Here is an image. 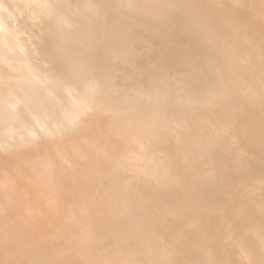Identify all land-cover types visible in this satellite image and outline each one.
<instances>
[{
	"label": "bare ground",
	"instance_id": "1",
	"mask_svg": "<svg viewBox=\"0 0 264 264\" xmlns=\"http://www.w3.org/2000/svg\"><path fill=\"white\" fill-rule=\"evenodd\" d=\"M170 1L0 0V264H264V0Z\"/></svg>",
	"mask_w": 264,
	"mask_h": 264
},
{
	"label": "rangeland",
	"instance_id": "2",
	"mask_svg": "<svg viewBox=\"0 0 264 264\" xmlns=\"http://www.w3.org/2000/svg\"><path fill=\"white\" fill-rule=\"evenodd\" d=\"M171 3L173 0L170 1ZM13 12L9 14L8 16L5 17L6 21H10L14 24H17L19 26H22V32L21 36L30 38L31 37V42L36 41L38 39V31L34 27L35 25L30 24L26 21V17L24 13L21 11L19 6L13 5ZM164 11L168 13L169 18H174V14L172 13L174 11V8L168 6L163 7ZM90 26L91 22H86L81 24L78 27L79 31V36L84 40L82 41V45L79 46L76 39L68 38L67 36V45L66 49L69 52H74L76 51L75 49L79 48L83 54L87 53L86 48L89 45V42L91 39L88 40V34L90 31ZM69 28L64 29V33L66 35L69 34ZM141 36L144 38V47L146 50H150L153 47L161 46L164 45L167 42V35L166 33L160 28V25L157 23L156 24H151L149 25L143 32L141 33ZM34 55V54H33ZM118 63H122L123 59H117ZM81 78H85L86 75L84 73H79L77 74ZM87 78V77H86ZM16 84L20 86L21 88V97L22 100L24 101V107L26 109H29L32 103L38 104L41 108L45 109L46 108V103H49L55 113L57 114V118H59L61 115H63L64 112V107L66 105L64 104H56L52 93L43 88L41 83L36 82V81H31L29 79H26L25 77L19 76L16 79ZM10 108V107H9ZM62 109V110H61ZM111 132L113 133L114 137H116L119 141L121 142H128L129 138L132 136L134 133V129L130 123H127L123 120H117L113 122ZM231 151H233L236 147L235 144H231L227 146ZM136 182L142 183V184H154L156 182L154 177H149L146 175H140L136 178Z\"/></svg>",
	"mask_w": 264,
	"mask_h": 264
}]
</instances>
